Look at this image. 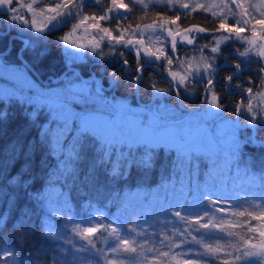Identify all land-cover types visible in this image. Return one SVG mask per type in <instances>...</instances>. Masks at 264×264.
I'll use <instances>...</instances> for the list:
<instances>
[{
  "label": "snow or ice",
  "instance_id": "snow-or-ice-1",
  "mask_svg": "<svg viewBox=\"0 0 264 264\" xmlns=\"http://www.w3.org/2000/svg\"><path fill=\"white\" fill-rule=\"evenodd\" d=\"M151 2L163 3L178 13L180 9L188 10L184 13L186 16L197 9L205 12L213 8L219 9L212 11L213 17H219L218 27L213 29L211 34L209 29L197 25L180 30L177 25L180 14L175 18H162L160 22L154 20L151 24L143 26L136 24L135 29L132 25L125 28L117 24L114 29L101 26L104 21L127 20L128 14L132 13L136 6H140L142 10L148 9L149 3L144 0H130L132 7L124 3V0H111L107 8L103 7V0H0V17H7L11 22L9 27L19 32L34 33L36 41H46L52 33L71 25L70 30L56 41L58 46H63L67 57L70 53L82 60L83 57L77 53L91 51L94 56L102 58V62H109L103 58L112 54V60L126 66L123 71L127 74L130 71L127 67L129 61L124 58L127 51L134 53L138 62L135 73H142L146 67L159 68L162 73L167 72L170 77L166 80L168 86L159 87L153 80L150 87L154 92L177 97H186L189 94L203 95L202 114L200 109H189L186 117L176 116L175 112H171L174 118L169 120L163 112H159L153 113L151 119L145 122L130 108L125 109L123 106L117 108L116 112L100 114L96 105L104 103L107 106L101 95L102 88L98 84L90 85L87 81L80 80L72 70L70 74L79 83L51 95L40 90L37 92L35 83L28 76L19 72L18 68L12 70L17 74V80L14 81L12 89H0V104L24 97V85L29 86L30 95H39L48 101L42 105L49 109L52 123L57 129L55 132L51 127L42 129L39 144L46 146L50 155L60 153V166L56 174L64 176L66 180L72 179L75 182L79 179L77 168L80 153L83 142L89 139H94L102 146L89 174L90 178L96 167L104 168L112 181L126 180V174H130L133 167L150 170L154 167L159 149L171 151L176 155L173 171L179 169L180 174L186 171L188 185H192L201 163L211 160L210 165H204L208 168V179L203 184L199 181L195 183L196 195L189 200L187 193L192 191V188L183 187L181 191L185 195L182 199L160 201L156 219L151 222H125L119 217L110 219L103 213L100 215L108 221L107 223H94L97 219L95 214L91 220L78 222L65 211L66 202L60 204L57 200V206H53L49 201L48 214L67 216V220L60 227L49 226L47 232L42 228V235L61 246L70 244L71 249L63 250L68 251L72 257L71 261H54L53 264H216L217 261L219 264H264V160L260 161L259 170H254L253 162L242 158V145L259 143L264 147V140L258 142L251 134L243 140L240 139L239 120L223 121L222 127L216 131L208 126L209 121L214 125L226 111L222 103L223 97L218 95L214 83L218 76L217 59L225 62L229 60V55L222 49L223 45L225 48L233 47L234 52L231 55L240 58L239 62L235 63L237 70H241L242 65L250 68L252 64H256L255 78L250 77L248 81L252 86L246 87L243 81L235 83L239 76L237 72H233L226 77L229 83L225 88L231 89L234 86L241 93V99L235 103L234 113L241 116L250 128L257 132L264 131V0L247 6L245 0H231L230 4L221 0L220 4L211 5L189 4L182 0ZM93 6L99 7L104 14H85L87 9ZM233 6L238 11H233ZM225 9L227 14L224 13ZM249 9L258 12L259 18L251 15ZM229 15L233 18L232 24H228ZM72 21L76 23H71ZM170 25L177 27L174 29ZM249 25L251 35H242ZM257 26L260 31H257ZM81 29L84 34H88L90 29L96 30L91 34L88 43L81 42L77 37ZM221 30L223 31L220 35L214 34ZM125 33H130V37L126 39ZM165 33L167 35H164ZM205 39L208 43H200ZM187 45L193 47L189 49L185 47ZM35 47V42H24L25 50ZM105 47L108 48L107 53L104 51ZM178 48L184 53L183 57L176 55ZM44 54L40 52L37 55L42 57ZM7 55L10 53L0 51V70H10ZM21 57L22 53H18L17 58L23 64ZM239 74L242 75V72ZM110 79L118 80L115 72L110 75ZM132 79L139 83L144 76L134 74ZM178 103L180 107L187 108L183 99ZM77 108L80 110L76 111ZM34 112L35 108L28 115L33 123L38 118V114ZM125 112L129 114L127 117ZM100 117H104L110 125V131L103 135L98 134L96 130ZM5 119L7 113L0 111V120ZM126 120L138 131V136L127 137L116 131ZM70 128L76 130L77 136L72 149L65 152L61 137L70 131ZM225 135L227 150L224 153V165L220 166L219 160L212 157L219 156L221 149L218 147L217 138ZM125 147L128 149V157L124 156ZM133 148L138 156L134 155ZM20 151H23V146L13 144L7 159L0 163V178L8 186L26 188L29 185L25 172H18L11 177L4 175L9 162L14 165ZM117 151L120 156L113 161L112 157ZM233 168L236 175L243 174L253 183L258 181L262 189L258 194L252 193L251 197H244V204L248 207H243L239 199L213 191V183L225 173L231 174ZM4 195L6 191H0V198ZM211 196L216 198L212 199ZM30 198L38 204L45 199L39 193L32 194ZM135 198H141L139 193ZM12 202L10 200V203ZM30 211L25 209L23 216L30 218ZM217 213L222 215L218 217ZM160 216L164 217L163 221L159 220ZM6 221L7 216L0 214V222ZM253 221L256 223L253 224ZM153 223L159 227L158 231L149 232L144 229L143 224H149L151 227ZM69 224L71 239L67 234ZM20 227L23 228V224ZM17 235L24 237L23 232ZM137 237L143 239L138 240ZM76 239L82 242L79 246L75 243ZM98 240L106 247H97ZM10 262L24 264L17 251L0 246V264Z\"/></svg>",
  "mask_w": 264,
  "mask_h": 264
},
{
  "label": "trees",
  "instance_id": "trees-1",
  "mask_svg": "<svg viewBox=\"0 0 264 264\" xmlns=\"http://www.w3.org/2000/svg\"><path fill=\"white\" fill-rule=\"evenodd\" d=\"M103 6L105 8L108 7L107 2ZM186 11L188 10L183 12L179 10L178 13L177 10L165 5H151L146 10L136 6L133 8L132 13L128 14L129 18L127 20H110V23L111 25L114 23L120 24L125 28L128 25H132V28H134L136 24H149L154 20L175 18L177 14H180V20L177 22L181 28L197 25L209 29L211 34L212 30L218 27L219 17H213L204 10H196L186 16L184 15ZM86 12L101 14L98 7H89ZM250 14L259 18V14L254 11H250ZM221 33L222 31L214 34L220 35ZM165 35L167 34L165 33ZM201 43H208V41H201ZM52 45L57 49H55L56 53L51 57L53 59L48 61L57 62L63 46H58L57 43H52ZM241 50L243 49L241 48ZM181 54L183 55L182 51ZM159 87L166 88L167 85L161 81ZM122 102L124 101L117 103ZM129 105H134V102ZM33 108H35L34 114H38L35 123L28 118L29 112ZM46 109L43 106L37 109L32 104L15 99L0 104V111L7 113V119L0 120V163L7 159L13 144L23 146V151L19 152L15 164L12 165L10 161L4 175L11 177L23 171L27 174V184L29 185L26 188L11 187L0 178V191H6V195L0 198V214L7 216L6 223L0 222V229H2L0 231V246L17 251L24 264H53L54 261L72 260L68 251L63 250L71 249L70 244L61 246V244L51 241L42 235V228L44 232H47L49 226L60 227L67 220V216H50L48 214L49 201H51L53 206H57V200H59L60 204H65L66 202L65 211L74 216L78 222L91 220L93 214H95L97 217L96 222L107 223L108 221L104 220L103 216L100 215V213H103L104 216H108L110 219L124 216L125 222L132 220L140 224L143 220L151 222L156 219L160 201L173 200L171 188H175L181 179L186 180L188 185V174L186 171L183 174H180L179 169L173 171V162L176 160V155L171 151H160L159 149H157L155 156L154 167L150 170L145 171L133 167L130 174H126V180L112 181L106 175L104 168L96 167L90 178L89 174L98 159L102 147L94 139L83 142L77 168L79 179L75 180V182L72 179L66 180L64 176L56 174V170L60 166V153L50 155L48 148L39 144L42 129L51 127L54 132L57 129V126L52 123L50 112ZM222 116L233 120L229 115L223 114ZM247 135H249L247 131L240 129L238 133L240 139H245ZM76 136V130L70 128V131L61 137L65 152L72 149ZM65 141L67 142L65 143ZM247 144L242 145V158L253 162L254 170H259L260 161L264 160V147L251 148ZM224 150L226 151L227 149H221L219 156ZM133 153L138 156L135 148H133ZM119 156V151H117L116 155L112 157L113 161L118 159ZM124 156L128 157V149L126 147L124 148ZM218 157L216 156V159ZM212 159L214 158L212 157ZM220 163V166H223L224 160ZM205 164L210 165L211 160L208 159L201 163L199 171L193 178L192 185H188L189 187L195 188L196 181L203 184L207 180L208 168L204 166ZM232 174L233 171L231 174L225 173L223 177L218 178L213 183L212 188H217L221 194L239 199L241 204L244 205L243 207H248L247 204H244V197H251L252 193H260L262 189L259 182H250L243 174L238 178H235ZM34 193L42 194L45 198L44 201L39 204L33 201L30 197ZM137 193H139L141 198H135ZM189 193H192V191ZM210 198L215 199L216 197L211 196ZM10 200L13 202L10 203ZM256 202L258 203L259 201ZM25 209L31 210L29 213L30 218L23 216L22 213ZM216 215L219 217L222 214L217 213ZM163 219V216L159 217L160 221H163ZM239 219L243 220L244 218ZM252 223L255 224L256 221ZM21 224H23V228L20 227ZM82 226L85 225L82 224ZM143 227L149 232L159 230L155 223L151 227L149 224H143ZM70 229L71 225L69 224L67 234L71 239ZM21 232L24 233L23 238L17 235V233ZM137 239L143 238L137 237ZM223 242L221 241V243ZM75 243L79 246L82 242L76 239ZM97 247H106V245L101 240H98ZM216 264H219V261Z\"/></svg>",
  "mask_w": 264,
  "mask_h": 264
},
{
  "label": "flooded vegetation",
  "instance_id": "flooded-vegetation-1",
  "mask_svg": "<svg viewBox=\"0 0 264 264\" xmlns=\"http://www.w3.org/2000/svg\"><path fill=\"white\" fill-rule=\"evenodd\" d=\"M10 23L11 22L7 17H0V51L10 53V55H7L10 67L14 69H21L24 73L26 72L29 76L34 78L38 84L47 89L59 88L63 85L67 86L68 83H74V81H72L74 80V77L70 74V70H72L75 72V75L80 78V80L87 81L90 85L93 83L100 85L102 88L101 95L103 96L104 101L111 106L117 104L119 101H124L122 102L124 106L134 102V105L142 106L146 110L154 107L156 108L158 103L168 105V107L174 111H188L189 109L201 110L204 107L201 103L203 95L189 94L186 97H178L179 101L183 99L184 105L187 106V108H182L177 102L175 95L168 96L164 93L154 92V90L150 87V83L153 80L158 84V86H160L161 81L167 85L166 81L156 68L146 67L142 73H135V68L138 62L134 53L125 51L124 58L129 61V65L127 67L130 68V71L127 74L123 71L126 66L112 59L109 60V62H102V59L89 58L77 62L67 63L64 57L63 49L59 54L57 62H54L53 60L48 61L53 59L51 57H53L56 53L55 49H57L54 45H52V43L56 44L57 38L64 35V28L49 35L46 41H36L34 33H29L27 31L19 32L14 28L9 27ZM25 41L35 42V49L25 50ZM237 46H239V44H237ZM222 49L229 55V60L225 62L217 59L216 63L219 65V68L218 76L214 80V83L216 85L218 95L223 97L222 103L226 108V111H224L223 114L231 116L233 118L232 121H234V119L238 116V120L242 126L240 129L247 131L252 136V129L250 126L241 116L236 115L233 111L235 103L241 99L240 91L235 89L234 86L231 89L225 88V85L229 83L226 77L233 72H237L239 78L235 81V83L243 81L246 87L252 86L248 84V81L250 77L253 79L255 78L256 64H252L250 68L242 65L241 70H237L235 68V63L239 62L240 58L231 55L234 52V48L231 46L226 48L222 46ZM40 52H44L45 54L42 57H39L37 54ZM18 53H22L21 59L23 60V64H21V60H18L17 58ZM176 55L183 57L184 53L182 55L178 48ZM26 69L27 71H25ZM113 72L116 73L118 80L110 79V75ZM240 72H242V75L239 74ZM163 73L166 75V72ZM134 74H142L144 79L137 83L132 79ZM98 104L105 106L104 103ZM263 133L264 131L257 132L254 129L253 139L258 142L264 140ZM247 145L251 148L260 146L259 143H248Z\"/></svg>",
  "mask_w": 264,
  "mask_h": 264
},
{
  "label": "rangeland",
  "instance_id": "rangeland-1",
  "mask_svg": "<svg viewBox=\"0 0 264 264\" xmlns=\"http://www.w3.org/2000/svg\"><path fill=\"white\" fill-rule=\"evenodd\" d=\"M108 4V7L110 6L111 4V0H103V5L104 4ZM145 3H149V6L151 5H165V4H154L151 2V0H144ZM182 2L184 3H189V4H196V3H200V4H205V5H211V4H220L221 3V0H182ZM225 2L227 3H231V0H225ZM124 3L126 4H129V6H132V4L130 3V0H124ZM259 3V0H245V4L246 6L248 4H258ZM95 7V6H93ZM104 7V6H103ZM99 8V7H98ZM105 8V7H104ZM107 8V7H106ZM100 9V8H99ZM197 10H202V9H197ZM101 11V14L100 15H103V11L100 9ZM123 11V10H121ZM180 11H185L184 9H180ZM212 11H219V9H216V8H213L211 11H208L207 13L209 15H212ZM233 11H238L234 6H233ZM250 11H253L252 9H249V12ZM255 12V11H254ZM224 13L227 14V9L224 10ZM257 14H259L258 12H256ZM85 14H88V15H91L93 13H89V12H86ZM95 14V13H94ZM97 15V14H96ZM160 20H157V22H160ZM234 21H233V18L229 15V18H228V24H232ZM71 23H76V21H73ZM89 23H91V21H89ZM151 24V23H149ZM177 25L179 26L178 22H177ZM177 25H170V27L176 29ZM101 26L102 27H109V28H116L117 24H113L111 25L110 23V20L109 21H104V22H101ZM143 26V25H141ZM71 28V25L67 26L64 28V34L66 32H68ZM249 28H250V25L248 27L245 28V31L242 33V35H248L250 36L251 33L249 31ZM135 29V27L133 28ZM179 29L182 30L183 28H181L179 26ZM96 30H93V29H90L89 30V33L88 34H84L83 33V29H81L78 33H77V37L81 40V42L83 43H88V41L91 39V34L95 33ZM223 31V30H222ZM257 31H260V28L259 26H257ZM115 34V33H114ZM165 35V34H164ZM201 35H204V34H201ZM130 37V33H125V38H129ZM203 41H208V40H203ZM202 41V42H203ZM105 43H107L105 41ZM201 43V41H200ZM237 44H239L237 42ZM223 46V45H222ZM187 48H192L193 46L192 45H187L185 46ZM71 50V49H70ZM74 51V50H72ZM104 51L107 53L108 52V48L105 47L104 48ZM63 53H64V57H65V60L67 63H72V62H77V61H80L78 60L79 58L78 57H75L73 54H68V57L66 56L65 54V50L63 48ZM191 54V53H190ZM77 55L79 56H82L83 59L82 60H85V59H102L100 57H96L94 56L91 51H87V52H79L77 53ZM111 56L112 54H109L108 57H105L103 59L105 60H111ZM77 59V60H73V59ZM262 63H264V61H262ZM14 68L10 67V70H0V89H12L13 87V84H14V81L17 80V74H15L12 70ZM19 72H23L21 69H18ZM24 73V72H23ZM26 76H28L36 85L37 89L36 91L38 92L39 90L48 94V95H51L53 93H58V92H62L64 91L65 89L69 88V87H73L75 85H77L79 83V81L77 80H72L74 81V83L70 84L68 83V85H63L59 88H53V89H47L43 86H41L40 84H38L34 78H32L31 76H29L26 72L24 73ZM166 75H167V72H166ZM2 77V78H1ZM168 77V76H167ZM170 79V77H168ZM34 87V86H32ZM41 96L39 95H30V88L28 85H24V97H21L20 100L21 101H24L25 103H29V104H32L34 105L37 109H40L43 105V102L41 101ZM29 99V100H28ZM123 106V108L127 109V108H130L132 110V112L136 113L139 115V117L141 119H143L145 122H147L148 120L151 119L152 117V114L153 113H159V112H163L164 113V116L167 117L169 120L173 119L174 117L170 114L171 112H175L176 116H183V117H186L188 115V111H180V110H173L171 109L170 107H168V105H164L162 103H158L157 104V107L155 108H151L149 110H146L144 107L142 106H139V105H126L124 106L122 103H117V104H114V105H108L107 106L105 105H96L97 108L100 109V114H108L110 112H116L117 108ZM47 108V107H46ZM46 110L49 111V109L47 108ZM76 111H79L80 109L77 108L75 109ZM213 111H216L215 109H212ZM50 112V111H49ZM196 114V113H194ZM201 114H202V109H201ZM129 114L127 112H125V117H127ZM50 117H52V115L50 114ZM223 121H232L230 118H225L223 116H221L220 118H218L216 121H215V124L213 125L211 121H209V124L208 126L212 128L213 131H216V130H219L221 127H222V122ZM96 130L98 132V134H106L108 131H110V125L108 124V122L105 120L104 117H100L97 121V124H96ZM116 131L118 133H121V134H124L126 135L127 137H134V136H138V131L126 120L123 124L120 125V127L118 129H116ZM218 147L220 149H227V144L225 143V141L227 140V136H221V137H218ZM224 153H225V150L224 152L221 153V155L217 158L220 162L224 160ZM214 159H216V156L214 157ZM219 162V164H221ZM232 176H234L235 178H238L240 177V175H236L235 173V170L233 168V174ZM207 179H208V175H207ZM185 182V183H184ZM189 187L187 185V181L184 180V179H181V181H179V184H177L174 187L171 188V193H172V196H173V201L177 198H180L182 199L185 195L184 192L181 191V189L183 187ZM213 191L215 192H219L217 188H213ZM188 195V199L191 200L195 195H196V190L195 188H192V193H187ZM213 197H216V196H213ZM229 203H231V201H229ZM225 207H227V205H224ZM244 206V205H242ZM235 219V218H233ZM121 221H125L124 219V216L120 218ZM94 223H98V222H94ZM109 243H111V241H109ZM179 251V250H177Z\"/></svg>",
  "mask_w": 264,
  "mask_h": 264
},
{
  "label": "water",
  "instance_id": "water-1",
  "mask_svg": "<svg viewBox=\"0 0 264 264\" xmlns=\"http://www.w3.org/2000/svg\"><path fill=\"white\" fill-rule=\"evenodd\" d=\"M160 73H161V75H162V77H163V79L166 81L168 78H167V76L164 74V73H162L161 72V70L159 69V68H156ZM176 99H177V102L179 101V99H178V97L176 96ZM41 101L43 102V103H46V102H48L46 99H43V98H41ZM236 120H238V116L234 119V121H236ZM244 126V125H243ZM242 126L240 125V128H241ZM252 129V128H251ZM253 132H254V129H252V137H253ZM253 144V143H252Z\"/></svg>",
  "mask_w": 264,
  "mask_h": 264
}]
</instances>
